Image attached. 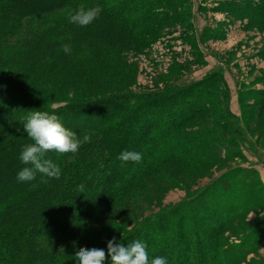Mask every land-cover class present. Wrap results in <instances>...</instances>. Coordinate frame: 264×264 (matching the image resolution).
Wrapping results in <instances>:
<instances>
[{
    "label": "trees",
    "instance_id": "1",
    "mask_svg": "<svg viewBox=\"0 0 264 264\" xmlns=\"http://www.w3.org/2000/svg\"><path fill=\"white\" fill-rule=\"evenodd\" d=\"M193 1L0 0V264H74L75 252L106 249L113 237L123 243L140 239L149 259L166 256L169 264H240L264 247V240L252 245V231L232 245L223 236L230 224L225 217H240L252 192V177L236 166L180 204L124 229L105 218L149 180L166 182L163 166L191 173L226 165L241 153L229 151L235 142L257 151L230 110L221 74L207 81L177 80L155 92L99 95L102 69L124 77L136 61L166 76L199 65L205 31L194 32ZM81 6H99L101 13L87 26L70 23L69 14ZM249 9L248 23L264 29V1ZM48 20L52 28H42ZM65 44L70 55L63 52ZM69 90L91 92L58 96ZM32 110L56 114L81 140L76 153H46L61 168L59 179L39 173L31 182L16 178L30 166L19 153L32 143L23 130ZM124 150L142 153L141 162L122 163L117 157ZM237 173L244 180L239 200L224 202L222 210L212 206L219 194L226 196L218 185L229 178L234 187ZM51 186L59 195L50 194ZM261 202L264 198L249 208ZM97 220L105 235L86 227Z\"/></svg>",
    "mask_w": 264,
    "mask_h": 264
},
{
    "label": "rangeland",
    "instance_id": "2",
    "mask_svg": "<svg viewBox=\"0 0 264 264\" xmlns=\"http://www.w3.org/2000/svg\"><path fill=\"white\" fill-rule=\"evenodd\" d=\"M259 1L264 0L193 1L194 32L200 35L203 30L205 31V38L203 43L201 42L202 45L206 44L202 50L205 57L201 59L202 62L199 65L192 64L166 76L152 74L136 61L130 62L133 64V68L125 71L124 77H118L111 73V70H101L103 82L98 87L99 95L128 90L136 93L138 91L155 92L177 80L183 81V83L207 81L209 76L221 74V80L229 92L230 110L241 125L244 123L249 131L248 135L257 146L256 153L252 154L242 144L237 146L235 142L234 147L232 146L233 149L230 146L229 151L232 153L237 149L241 152L238 153L239 157L229 160L226 165L213 164L191 173L163 166L164 174L168 178L166 182L149 180L147 187L130 198L127 203L114 205L107 211L105 218L109 221L124 229L136 221H141L150 215L180 204L202 188L207 187L214 179L225 173L229 167L236 166L245 175L252 177V192L241 204L240 217L233 218L228 215L229 213L225 217V220L230 221V224L223 228V236L228 245L238 243V239L250 231H252L250 235H253V238L249 239L252 245L264 240V202L258 204L254 209L249 208L254 202L264 198L263 182L259 177V175H264V29L250 25L247 16L251 10L253 11L249 8L258 5ZM243 8L245 9L243 10ZM201 9H205V11H201ZM198 10H200L199 13ZM42 22V28H52L51 21ZM188 56H192L190 51H188ZM179 64L183 65L180 61ZM90 92L77 93L76 90H69L58 96L71 98L88 95ZM252 173H256V175L254 176ZM238 174L234 176L238 183L234 187H231L229 178L218 185L220 190L229 196L219 194L212 206L222 210L225 207L224 202L236 203L239 200L238 189L242 188L240 182L244 180L239 179ZM249 180L251 181V179ZM49 191L50 194L59 195L58 188L55 186H51ZM259 221L262 223L258 224V229L255 230L254 224ZM100 224L99 220L85 223L86 227L97 235H105V229ZM261 225L263 226L261 227ZM77 245L79 247V244ZM21 257L28 258L25 254H22ZM240 264H264V247Z\"/></svg>",
    "mask_w": 264,
    "mask_h": 264
},
{
    "label": "clouds",
    "instance_id": "3",
    "mask_svg": "<svg viewBox=\"0 0 264 264\" xmlns=\"http://www.w3.org/2000/svg\"><path fill=\"white\" fill-rule=\"evenodd\" d=\"M101 13L99 6L84 8L69 14V21L79 26L91 24ZM65 54H71L68 44L62 46ZM27 117L23 130L32 143L25 144L20 153L19 160L24 165L16 175L20 182H31L37 174L42 178L59 179L61 168L50 159H45L46 153H76L81 145V140L76 133L66 128L58 116L47 111L32 110ZM122 163H139L142 153L138 151H122L117 157ZM83 189V185L80 186ZM107 259L110 264H169L166 256H155L149 259L146 243L136 239L131 243H123L116 237L107 241L105 248H83L73 255L74 264H105Z\"/></svg>",
    "mask_w": 264,
    "mask_h": 264
},
{
    "label": "crops",
    "instance_id": "4",
    "mask_svg": "<svg viewBox=\"0 0 264 264\" xmlns=\"http://www.w3.org/2000/svg\"><path fill=\"white\" fill-rule=\"evenodd\" d=\"M263 176L264 175H260V177H261V181L263 182V184H264V179H262L263 178Z\"/></svg>",
    "mask_w": 264,
    "mask_h": 264
}]
</instances>
